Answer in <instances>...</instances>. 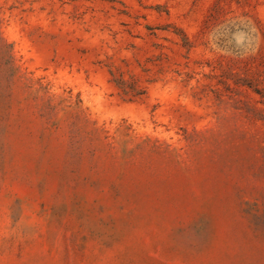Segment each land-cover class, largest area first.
I'll use <instances>...</instances> for the list:
<instances>
[{
  "label": "rangeland",
  "instance_id": "rangeland-1",
  "mask_svg": "<svg viewBox=\"0 0 264 264\" xmlns=\"http://www.w3.org/2000/svg\"><path fill=\"white\" fill-rule=\"evenodd\" d=\"M0 264H264V0H0Z\"/></svg>",
  "mask_w": 264,
  "mask_h": 264
}]
</instances>
